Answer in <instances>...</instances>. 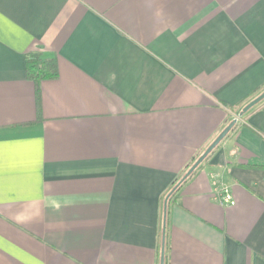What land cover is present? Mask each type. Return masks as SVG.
I'll use <instances>...</instances> for the list:
<instances>
[{
  "label": "crops",
  "instance_id": "1",
  "mask_svg": "<svg viewBox=\"0 0 264 264\" xmlns=\"http://www.w3.org/2000/svg\"><path fill=\"white\" fill-rule=\"evenodd\" d=\"M263 90L264 0H0V264H160L233 118L164 264H264Z\"/></svg>",
  "mask_w": 264,
  "mask_h": 264
},
{
  "label": "water",
  "instance_id": "2",
  "mask_svg": "<svg viewBox=\"0 0 264 264\" xmlns=\"http://www.w3.org/2000/svg\"><path fill=\"white\" fill-rule=\"evenodd\" d=\"M264 99V90L257 96L252 98L248 103H246L242 109L239 111L238 115L241 116L247 112L252 106ZM236 118H233L213 139V141L204 149V151L199 155V157L190 165L182 177L177 181V183L172 187V189L167 193L163 202V224H162V240H161V252H160V264H164V231H165V221H166V207L167 199L173 193V191L178 187V185L186 179L194 169L203 161V159L219 144V142L225 137L228 131L235 124Z\"/></svg>",
  "mask_w": 264,
  "mask_h": 264
},
{
  "label": "trees",
  "instance_id": "3",
  "mask_svg": "<svg viewBox=\"0 0 264 264\" xmlns=\"http://www.w3.org/2000/svg\"><path fill=\"white\" fill-rule=\"evenodd\" d=\"M26 74L27 78L35 84L36 96H38L40 82L57 77V65L52 60H43L37 53H28L26 56Z\"/></svg>",
  "mask_w": 264,
  "mask_h": 264
},
{
  "label": "built area",
  "instance_id": "4",
  "mask_svg": "<svg viewBox=\"0 0 264 264\" xmlns=\"http://www.w3.org/2000/svg\"><path fill=\"white\" fill-rule=\"evenodd\" d=\"M218 189V188H217ZM219 200L223 204H233L230 192L226 187H221L218 189Z\"/></svg>",
  "mask_w": 264,
  "mask_h": 264
}]
</instances>
